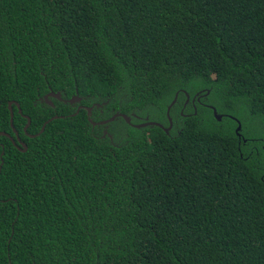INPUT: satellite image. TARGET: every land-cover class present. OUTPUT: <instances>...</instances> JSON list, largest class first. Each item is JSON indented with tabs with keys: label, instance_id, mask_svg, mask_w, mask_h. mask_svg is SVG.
Segmentation results:
<instances>
[{
	"label": "trees",
	"instance_id": "1",
	"mask_svg": "<svg viewBox=\"0 0 264 264\" xmlns=\"http://www.w3.org/2000/svg\"><path fill=\"white\" fill-rule=\"evenodd\" d=\"M10 101L58 118L4 156L0 264H264V0H0Z\"/></svg>",
	"mask_w": 264,
	"mask_h": 264
},
{
	"label": "flooded vegetation",
	"instance_id": "2",
	"mask_svg": "<svg viewBox=\"0 0 264 264\" xmlns=\"http://www.w3.org/2000/svg\"><path fill=\"white\" fill-rule=\"evenodd\" d=\"M56 93H58V92H56ZM181 93L184 96V100L181 104V110H180L181 115H183V112H185V111L186 112H193L194 114H196L198 107H203V106L208 107L211 109V111H212V108H214L212 105L207 103V101H208L207 97L209 95V90L206 92H204V90H198L193 95H190L185 90H181ZM45 95H43L42 98H40L41 103H43V102L45 103V101H44ZM176 95H177V97H176L175 103L177 102L178 97H179L178 94H176ZM50 100L52 101L53 105L52 106L48 105V106H51L52 108L58 105V101H62L64 103H69L68 100H64L62 98H61V100L50 98ZM54 101H57V103L55 104ZM9 103H11V106L10 107L7 106V110H6V112H8V114H9V125H8L9 131L8 130L0 131V134H1L0 135V170H1L2 165L4 164V156H6V158L8 160H12V159H17L21 156L27 155L30 152L31 153L34 152L35 147L37 146V143H38V137L44 131L46 125L49 122H51L52 120L58 118V116H56V115L52 116L48 120H45L43 122V124L41 125V127L39 128V124H38V121H37L35 116L33 119L27 113H24L27 111H23L22 109H20V106L17 102L10 101ZM9 103H8V105H9ZM13 106H14V108H13ZM72 106L75 108L76 112H79V110L81 108H84L87 111V113L89 112L88 110H90V113L92 112V106L83 105L82 101H81V97H80V101H77ZM33 112H45V111L35 110ZM54 112H58V110H56ZM12 116H13V120L11 123L10 120L12 119ZM128 117L130 118L129 125H131V126L137 125V124L133 123L132 121L140 120V117H138L134 113H131L130 116H128ZM99 123H95V125H101ZM172 127H173V123H172L170 129ZM42 129H43V131H42ZM164 129H166V128H164ZM169 130H167V131H169Z\"/></svg>",
	"mask_w": 264,
	"mask_h": 264
},
{
	"label": "water",
	"instance_id": "3",
	"mask_svg": "<svg viewBox=\"0 0 264 264\" xmlns=\"http://www.w3.org/2000/svg\"><path fill=\"white\" fill-rule=\"evenodd\" d=\"M176 97L177 95L175 96V99L173 100V102L171 103V105L167 108V116H168V122H169V127L166 128V129H163L164 131L168 132L167 130L170 129L171 125H172V120L170 119L169 117V111H170V108L171 106L175 103L176 101ZM50 98H53V99H58V100H61V95L60 93H55V92H52L50 91L48 94H46L44 96V101L47 105H53L52 101L50 100ZM77 101H80V97L76 94L74 96H72L68 102L69 104L73 105L74 103H76ZM9 107L11 106V103H9L8 105ZM19 107V106H18ZM78 111V110H77ZM88 114H90V110H88ZM212 111H213V116L214 118L217 120V121H221L222 120V115L218 114L217 111L212 108ZM122 118L127 124H129L130 122V118L128 116H126L125 114H119V113H116L114 116H112L111 118H109L108 120H105V121H102L100 122L99 124L101 125H105V124H108L112 121H114L116 118ZM54 119V118H53ZM12 120H13V116H12V119L10 120L11 123H12ZM237 124H238V127L236 128V133H238L240 130H241V124L237 121ZM93 125H95V123H93ZM148 126H158L160 128H163L162 125H160L159 123H156V122H150V121H146L144 123H141V124H137V125H134L135 128L137 129H140V128H144V127H148ZM44 129V128H43ZM42 129V131H43ZM1 135V134H0ZM239 136V135H238Z\"/></svg>",
	"mask_w": 264,
	"mask_h": 264
},
{
	"label": "rangeland",
	"instance_id": "4",
	"mask_svg": "<svg viewBox=\"0 0 264 264\" xmlns=\"http://www.w3.org/2000/svg\"><path fill=\"white\" fill-rule=\"evenodd\" d=\"M157 123V122H156Z\"/></svg>",
	"mask_w": 264,
	"mask_h": 264
}]
</instances>
